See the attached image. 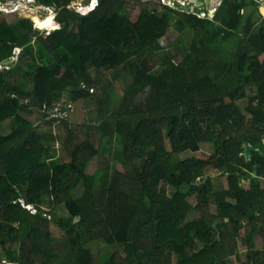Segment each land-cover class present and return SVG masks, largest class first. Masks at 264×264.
Wrapping results in <instances>:
<instances>
[{"label":"trees","instance_id":"trees-1","mask_svg":"<svg viewBox=\"0 0 264 264\" xmlns=\"http://www.w3.org/2000/svg\"><path fill=\"white\" fill-rule=\"evenodd\" d=\"M91 2L33 0L55 9L51 24L47 16L10 20L0 10V64L18 56L0 69V248L6 262L224 264L245 227L251 247L264 230L260 4L210 0L211 15L205 17L168 3L159 14L145 4L132 17L127 0H97L95 7ZM250 4L255 8L246 13ZM221 9L223 23L214 19ZM171 26L178 39L167 36ZM235 35L242 37L238 47L220 56L222 40ZM159 52L156 72L151 59ZM121 79L123 97L113 107ZM147 86V100L137 105L134 97ZM65 92L74 112L84 114L98 103V122L83 124L106 137V144H117L120 168L93 169L101 145L81 125L67 127L65 140L53 134L57 119L51 110ZM243 99L249 100L247 113L239 107ZM45 125L49 131L40 130ZM78 134L85 136L76 139ZM58 140L66 144L67 160L52 150ZM202 141L215 143L216 152L175 163L182 152L200 151ZM211 169L229 174V189L214 184L207 176ZM251 172L253 186L246 190L240 174ZM171 187L177 188L173 196ZM211 203L217 214L209 211ZM32 204L36 211L27 209ZM192 210L201 216L187 220ZM249 255L248 263L264 264L263 252L252 248Z\"/></svg>","mask_w":264,"mask_h":264},{"label":"rangeland","instance_id":"rangeland-1","mask_svg":"<svg viewBox=\"0 0 264 264\" xmlns=\"http://www.w3.org/2000/svg\"><path fill=\"white\" fill-rule=\"evenodd\" d=\"M256 2L260 4V6H259L260 12H262L264 15V7H263L264 6V0H256ZM5 3H7L6 5L8 6V8L6 10H9L7 12L9 14L10 20L13 18V16L15 17V16L20 15V16H24V17H26V16L30 17L33 20L39 22L42 18L47 16L49 18L48 24H51L52 23L51 19L55 16V14H54L55 11L51 12L53 15L50 16V12H49L50 10L48 11V9L43 8V6H40V5L35 6L33 3V0H6ZM165 3H168L174 7H179V8H185L183 5L191 6V8L196 7L193 9L197 10L199 12L200 16L205 17L208 14L211 15V12L210 13L206 12L207 9H209L211 7V6L210 7L208 6L209 8H207L205 6L206 0H127V4H129V7H131L130 9L132 11V15H131L132 17H134L133 15H137L138 12H140V10L142 8H144L143 6L145 4H150L152 7L156 6L158 9V13L162 14L165 11ZM15 4L17 6H15ZM91 4H92V2H91ZM74 5H76L77 9H79L82 12H84L86 10L84 8L85 4L81 3V1H75ZM216 5H217L216 7L219 8V10H220L221 5H218V4H216ZM252 6H253V8H252ZM88 8H89V6H88ZM247 8L248 9L246 10V13L249 10L254 9L255 7H254V5L250 4V5H248ZM185 9H188V8H185ZM224 14H225V9L222 10V12L219 13V15H216L214 17V19L217 20L218 22L223 23L224 16H225ZM258 14L259 13H255V16H257ZM262 20H263V18L260 20V22ZM243 34H245V33L242 32L241 36H243ZM168 35L170 37H176V39H178L179 32L176 28L171 26L170 31L167 33V36ZM167 36H165V34H164V35H162V38H160V43L163 47L168 45V43H167L168 39L165 38ZM241 38L242 37H240V35H235V36H230L229 38L222 40L220 47L218 49L220 51V56L221 55L223 56L224 53L228 52L229 50L236 49V47H238V43L240 42ZM16 52L19 53V50H17ZM179 56L181 57L182 53L179 54ZM17 57L18 56H15V57L11 58V60H7L5 62H2L0 64V69L7 67L9 62L17 61V59H18ZM259 57L262 61H264V52L259 53ZM162 59H163V52L157 53L155 55V57L153 59H151L152 60L151 65H152V68L154 71L158 72L161 70ZM93 73H94V71H93ZM125 85H126V81H122V79H121L119 81V84L117 85V87L115 89V92L113 91V94L111 96V99L113 98V100H112L113 101L112 102L113 107H115L116 104H118L122 100L123 92H124L123 87H125ZM90 91L94 92L95 89L92 88ZM149 93H150V86H147L146 89H144L143 91H140L139 93L136 94V96L134 97L135 103L137 105L144 104L145 101L147 100L148 96H149ZM64 94L65 95L62 96V98H61L62 101H58V102H59V105L62 104L63 106H67L68 109L61 111V108H60L59 109L60 111H57L53 108L51 110V112L53 111L52 115L55 117V119H57V123L53 124L52 130L50 129L51 131H53V134L60 135V137L63 138V140H65L67 138L66 136L68 134L67 127H69L70 129H75L76 126L81 125L83 129H85L86 131H89V133L94 134L95 138L92 141L96 145V147H99L100 145L102 147V148L100 147L99 154L96 155L97 157L92 160L91 166L93 167V169L95 170L97 165H98V167L101 166V169L108 168L109 166H112L114 169L120 168V165H118L119 164L118 161L120 160V156H122V155L120 153V150H119L117 144L115 142H112L111 144L110 143L106 144V142L108 141V139L106 137H101V136H103L101 133L95 134L93 132V130H95V128L92 129V127L91 128H90V126L86 127L83 124L84 122L89 123V119H91V118H93L92 124L98 122L97 116L98 115L100 116L98 103H96V102L91 103L89 108L84 112V114H80V113H77L76 111L74 112V108H73L74 104H73L72 100L70 99V95L67 94L66 92ZM248 105H249L248 99H245V100L243 99V100L239 101V107L244 113H247L246 107ZM35 110H37V109H35ZM55 113H57V114L55 115ZM26 116H28L31 119V121H33V122L36 119L33 115L30 116L29 114H26ZM63 118L69 121V125L61 122V120ZM97 126H102V124L97 125ZM40 130L49 131V128H47V126L45 125L43 127H40ZM90 135L91 134H89V136ZM83 136H85V134H78L76 139H82ZM102 139H104V140L101 144L100 142ZM112 141H116V140H112ZM166 145L169 149L173 150V148H171V145L169 143L168 138L166 139ZM53 148L57 151L58 155H63V159L67 160L68 156H66L65 153L68 150H66L67 148H66V144L64 143V141L58 140L56 145L52 146V150H53ZM107 149H109V151H107ZM216 149H217V145L215 143H213L211 141H202L200 151L195 152V153L193 151L182 152L179 156L177 155L175 157L174 161H175V163H177L179 160L182 161L185 158H188V157L194 156V155H197L198 157H210L211 155H213V153L216 152ZM104 151H106L105 156H103ZM240 169H241V167H240ZM111 172H113V171H111ZM250 174L241 175L242 176L241 180L239 178V180L242 181L241 182L242 187H244V189H246V190L252 186L251 185V183H252L251 177H250L252 174L251 175ZM208 175L213 178L214 184L218 183V184L222 185V187L224 189H229V187H228V186H230L229 174H226L222 171L211 169L209 171V173L207 174V176ZM258 177L262 178L261 180L264 181L262 176L258 175ZM168 191H169V195L173 196L176 193L177 188L171 187V188H168ZM190 200L192 203H195V201L192 200L191 198H190ZM263 206H264V204H263ZM30 209L32 211H35V206L33 204L30 205ZM50 209H51L50 206L44 205V210L46 212ZM209 211L212 214H217V205L215 203H211L209 206ZM58 213L63 214L64 213V207H62V206L59 207ZM200 216H201L200 212H197L196 210H192L191 213L189 214V217L187 220H191V219H194V218H197ZM2 251H3V249L0 248V264H13L11 262H6Z\"/></svg>","mask_w":264,"mask_h":264},{"label":"crops","instance_id":"crops-1","mask_svg":"<svg viewBox=\"0 0 264 264\" xmlns=\"http://www.w3.org/2000/svg\"><path fill=\"white\" fill-rule=\"evenodd\" d=\"M252 174V175H251ZM251 185L253 186V178L252 176H255L256 174L254 172H251ZM243 174H240V180L242 179V176ZM263 177V176H262ZM262 178H259V182H260V186L262 188H264V181L261 180ZM264 179V177H263ZM239 180V183L241 185V182ZM230 184V182H229ZM242 186V185H241ZM251 186V187H252ZM230 188V186H228ZM250 187V188H251ZM244 188V187H243ZM249 189V188H248ZM257 214L260 215V213L257 211ZM249 221L248 220H245L243 223L244 224H247ZM246 231H247V228L245 227L241 233L239 234V236L237 237V249H236V252L229 255L225 262H222L224 264H255L254 261H251L250 263L249 262V253L250 251L252 250V248L256 249V250H259L261 252L264 253V230L262 231L263 233H256V235L253 237L252 239V245L253 247H251L249 244H246Z\"/></svg>","mask_w":264,"mask_h":264},{"label":"clouds","instance_id":"clouds-1","mask_svg":"<svg viewBox=\"0 0 264 264\" xmlns=\"http://www.w3.org/2000/svg\"><path fill=\"white\" fill-rule=\"evenodd\" d=\"M96 4H97V0H92V7H95ZM205 4H206V3H205ZM3 6H5L6 9L8 8L7 5H3ZM15 6H17V5L15 4ZM208 6H209V3L206 4V7H207V8H208ZM189 7H191V6H189ZM18 8H19V7H18ZM47 8H49V7H47ZM195 8H196V7H195ZM6 9H0V10H5L6 12L9 11V10H6ZM189 9H190V8H189ZM191 9H192V8H191ZM49 10H50V12L55 11V9L53 10V8H49ZM54 14H55V13H54ZM34 21H35V20H34ZM36 22H37V21H36ZM26 207L30 209V205H26ZM35 211H36V209H35Z\"/></svg>","mask_w":264,"mask_h":264},{"label":"built area","instance_id":"built-area-1","mask_svg":"<svg viewBox=\"0 0 264 264\" xmlns=\"http://www.w3.org/2000/svg\"><path fill=\"white\" fill-rule=\"evenodd\" d=\"M0 9H6V7L5 6H3L2 4H0ZM54 106H55V110H57V111H60L59 109H60V105H59V103H56V104H54ZM57 113H55V115H56Z\"/></svg>","mask_w":264,"mask_h":264},{"label":"water","instance_id":"water-1","mask_svg":"<svg viewBox=\"0 0 264 264\" xmlns=\"http://www.w3.org/2000/svg\"><path fill=\"white\" fill-rule=\"evenodd\" d=\"M209 3V6H210V0H206V4ZM191 9V7H189ZM195 8V7H192V9ZM201 180H204V178H201Z\"/></svg>","mask_w":264,"mask_h":264},{"label":"bare ground","instance_id":"bare-ground-1","mask_svg":"<svg viewBox=\"0 0 264 264\" xmlns=\"http://www.w3.org/2000/svg\"><path fill=\"white\" fill-rule=\"evenodd\" d=\"M200 2V1H199ZM184 7H187V8H189V6H185V5H183ZM264 7V6H263Z\"/></svg>","mask_w":264,"mask_h":264}]
</instances>
